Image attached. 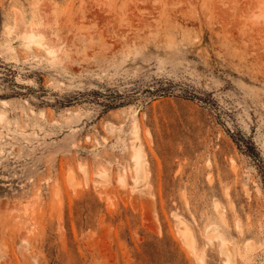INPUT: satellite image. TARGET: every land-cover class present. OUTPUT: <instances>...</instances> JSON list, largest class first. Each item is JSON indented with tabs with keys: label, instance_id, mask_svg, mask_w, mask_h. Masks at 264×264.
<instances>
[{
	"label": "rangeland",
	"instance_id": "obj_1",
	"mask_svg": "<svg viewBox=\"0 0 264 264\" xmlns=\"http://www.w3.org/2000/svg\"><path fill=\"white\" fill-rule=\"evenodd\" d=\"M0 264H264V0H0Z\"/></svg>",
	"mask_w": 264,
	"mask_h": 264
},
{
	"label": "bare ground",
	"instance_id": "obj_2",
	"mask_svg": "<svg viewBox=\"0 0 264 264\" xmlns=\"http://www.w3.org/2000/svg\"><path fill=\"white\" fill-rule=\"evenodd\" d=\"M32 32V34L31 35H28V36H30V38H29V42L31 41V40H36V36H35V33H34V31H31ZM34 42V41H33ZM29 44V43H28ZM52 50V49H51ZM138 173L141 175V173H142V169H140V168H138ZM219 207V206H218ZM220 212H221V209H220ZM221 214H223L224 215V213H221ZM226 215V214H225ZM225 218V217H224ZM226 219V218H225ZM187 229V228H186ZM188 232V231H187ZM184 233V232H183ZM195 236V235H194ZM187 237H188V235H187ZM192 237V236H191ZM230 260V259H229ZM228 261V260H227ZM229 262V261H228ZM230 263V262H229Z\"/></svg>",
	"mask_w": 264,
	"mask_h": 264
}]
</instances>
